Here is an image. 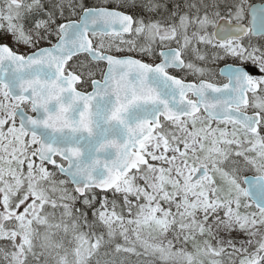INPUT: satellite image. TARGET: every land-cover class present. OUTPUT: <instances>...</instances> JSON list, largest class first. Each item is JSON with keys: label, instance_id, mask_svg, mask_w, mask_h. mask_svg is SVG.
<instances>
[{"label": "snow or ice", "instance_id": "1", "mask_svg": "<svg viewBox=\"0 0 264 264\" xmlns=\"http://www.w3.org/2000/svg\"><path fill=\"white\" fill-rule=\"evenodd\" d=\"M0 264H264V0H0Z\"/></svg>", "mask_w": 264, "mask_h": 264}, {"label": "flooded vegetation", "instance_id": "2", "mask_svg": "<svg viewBox=\"0 0 264 264\" xmlns=\"http://www.w3.org/2000/svg\"><path fill=\"white\" fill-rule=\"evenodd\" d=\"M253 2H256V3H258V2H259V0H253Z\"/></svg>", "mask_w": 264, "mask_h": 264}]
</instances>
